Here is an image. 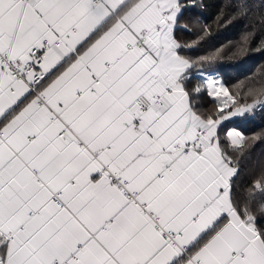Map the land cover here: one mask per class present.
Instances as JSON below:
<instances>
[{
    "label": "snow or ice",
    "instance_id": "1",
    "mask_svg": "<svg viewBox=\"0 0 264 264\" xmlns=\"http://www.w3.org/2000/svg\"><path fill=\"white\" fill-rule=\"evenodd\" d=\"M190 5L0 0V264H264L261 137L225 130L264 75H195L215 55L184 54ZM236 20L230 54L264 52V0H227Z\"/></svg>",
    "mask_w": 264,
    "mask_h": 264
},
{
    "label": "trees",
    "instance_id": "2",
    "mask_svg": "<svg viewBox=\"0 0 264 264\" xmlns=\"http://www.w3.org/2000/svg\"><path fill=\"white\" fill-rule=\"evenodd\" d=\"M186 2L190 4V0ZM226 2L227 0H195V6H188L181 18V25L187 24L188 30L181 26L177 29L176 36L182 43L193 45L184 53L193 60L215 55L212 63L194 67L192 71L195 75L215 71L216 75L223 77L230 92H235L236 85L241 82L250 85L264 75V52L255 51L254 42L253 50L248 54H230L229 49L238 44L247 27L244 20L217 25L216 17ZM251 2L258 4L259 0ZM205 25L210 29L207 33L203 31ZM221 49L224 51L217 54ZM193 83H199V80L194 79ZM233 127L238 128L246 137H261L249 146L242 161V175H251L258 169L259 162L264 160V110L226 122L225 130Z\"/></svg>",
    "mask_w": 264,
    "mask_h": 264
},
{
    "label": "rangeland",
    "instance_id": "3",
    "mask_svg": "<svg viewBox=\"0 0 264 264\" xmlns=\"http://www.w3.org/2000/svg\"><path fill=\"white\" fill-rule=\"evenodd\" d=\"M200 73H196V75L198 76ZM258 110H260V109H256L253 113H250V114H254L256 111H258ZM236 118H240V117H236ZM236 118H233V119H236ZM236 128V127H235ZM238 129V128H237Z\"/></svg>",
    "mask_w": 264,
    "mask_h": 264
},
{
    "label": "built area",
    "instance_id": "4",
    "mask_svg": "<svg viewBox=\"0 0 264 264\" xmlns=\"http://www.w3.org/2000/svg\"><path fill=\"white\" fill-rule=\"evenodd\" d=\"M258 109H260V108L258 107Z\"/></svg>",
    "mask_w": 264,
    "mask_h": 264
},
{
    "label": "crops",
    "instance_id": "5",
    "mask_svg": "<svg viewBox=\"0 0 264 264\" xmlns=\"http://www.w3.org/2000/svg\"><path fill=\"white\" fill-rule=\"evenodd\" d=\"M233 128H235V127H233ZM237 129V128H236Z\"/></svg>",
    "mask_w": 264,
    "mask_h": 264
}]
</instances>
